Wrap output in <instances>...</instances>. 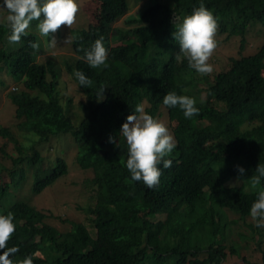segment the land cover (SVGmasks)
Masks as SVG:
<instances>
[{
  "label": "trees",
  "instance_id": "trees-1",
  "mask_svg": "<svg viewBox=\"0 0 264 264\" xmlns=\"http://www.w3.org/2000/svg\"><path fill=\"white\" fill-rule=\"evenodd\" d=\"M97 1L92 24L73 32L71 52L60 57L61 63L51 54L38 58L43 50L51 51V37L35 32L38 21L19 43H9L7 12L0 10V75L7 72L11 84L22 86L8 95L17 123L0 126V139L12 149L0 146V214H13L16 230L8 246L20 249L12 259L31 256L33 264H223L229 244V253L247 262L241 256L248 249L246 237L239 233L234 238L232 232L239 223L251 227L246 223L250 208L264 188V178L258 189L248 179L264 164V0H169L171 5L151 0L122 27L114 25L128 12L127 0ZM200 3L216 17L221 42L239 39L237 45L227 43L235 53L210 60L213 72L203 76L183 57L176 59L179 46L173 39L183 18ZM247 33L253 40L262 36V42L255 54L245 56ZM101 37L108 66L93 69L79 57ZM30 42L40 49L33 50ZM74 70L83 71L92 86L81 88ZM11 84H0V90ZM169 91L194 97L199 114L186 119L178 107H165L163 96ZM74 104L81 118L70 113ZM137 104L157 119L164 111L177 142L165 157L172 166H159V184L151 189L131 180L127 145L119 136ZM110 136L118 143L109 142ZM68 137L78 167L92 172L82 191L88 196L85 211L93 234L75 220L68 221L67 232L60 231L47 221L51 215L15 196L28 182L33 195L41 194L68 173L63 156L50 161L47 154ZM91 140L101 145L98 163L85 148ZM236 165L245 169L242 177ZM257 229L260 261L254 264H264V227Z\"/></svg>",
  "mask_w": 264,
  "mask_h": 264
},
{
  "label": "clouds",
  "instance_id": "clouds-1",
  "mask_svg": "<svg viewBox=\"0 0 264 264\" xmlns=\"http://www.w3.org/2000/svg\"><path fill=\"white\" fill-rule=\"evenodd\" d=\"M0 10L6 11V22L10 28L9 43H19L22 37L28 35L32 22L38 21L36 27L41 37H51L49 46H56L55 33L65 26L68 29L76 23L79 5L77 0H3ZM218 30V22L213 13L203 3L193 9L190 15L183 18L173 33V39L178 43L179 52L176 59L182 57L187 60L188 67L197 74L203 76L213 72V66L209 63L217 41L215 39ZM69 42L68 38L65 43ZM33 50H39L40 44L30 42ZM83 60L90 68L98 69L107 67L108 50L104 46L103 38L96 39L90 48L83 50ZM73 76L81 88H89L93 81L81 70H74ZM16 85V84H11ZM11 88V87H10ZM17 86H12L16 91ZM104 86L101 87L99 96ZM206 99V94H201V103ZM197 101L188 95H178L175 91H169L163 96V105L168 108L178 107L186 119H191L199 114L196 107ZM119 136L124 138L128 156L126 168L131 174V180L142 181L151 189L159 184L162 175L160 165L164 169L172 166L168 157L177 146V142L163 122L145 112L142 104L135 106L132 114L126 117L121 125ZM39 139L38 136L34 137ZM109 142L118 143L114 137H109ZM239 177L245 173V169L236 165ZM255 175L249 177L252 189H258L264 178V164H258ZM238 177V179H239ZM234 186V185H233ZM250 216L255 221L256 227H264V188H259L256 200L250 208ZM16 225L11 212L0 214V264H33L31 256H25L22 260L14 261L18 252L17 246H8L9 240L15 233Z\"/></svg>",
  "mask_w": 264,
  "mask_h": 264
},
{
  "label": "rangeland",
  "instance_id": "rangeland-1",
  "mask_svg": "<svg viewBox=\"0 0 264 264\" xmlns=\"http://www.w3.org/2000/svg\"><path fill=\"white\" fill-rule=\"evenodd\" d=\"M158 1L164 4L168 2L167 4L171 5V1L169 0ZM1 2H3V0H0V4H2ZM77 3L79 5V12L77 13L76 23L69 29L65 26H61V28L54 34L56 37V46L49 47L51 51L46 49L47 40H43V42L45 41L44 49H46V51L43 50V54L38 57L40 60L51 54L55 57L56 61L61 63L60 57L65 56L64 54H70L71 52L73 32L85 29L88 27V25L92 24L95 13L97 11L98 1L77 0ZM150 3L151 0H127L128 12L114 25V27L124 26L125 20H127L128 18L136 17L140 13V11L147 8ZM35 32L39 34L37 29H35ZM246 36L248 43L243 54L245 56L253 55L261 45L262 36H258L257 39L255 38L254 40L250 33H247ZM67 38L69 42L65 43V40ZM215 39L217 41V48L215 49L213 56L210 59L212 62L218 61L219 59H225L226 57L232 56L235 53V49L233 48V46L230 44L227 45V43L237 45V43L239 42L238 38L233 37L228 41L221 42V40H223V37L216 35ZM5 74L0 75V84L2 85L3 83V85L5 84V87H8L11 84V77L7 72H5ZM15 83L16 85H11V88L9 87L8 90H0V126L2 127H13L17 123L14 117L15 106L13 105L10 96H8L9 94L17 91L20 92L22 90L21 83L19 81H16ZM12 86H17L18 90L12 91ZM71 109L72 110L70 111V113H72V115H75L76 118H81V111L76 107L75 104ZM158 120L163 122L168 128L169 123L164 111ZM56 143L58 142L56 141L55 144ZM3 145L6 146L9 152L12 151L10 144H8L5 140L0 139V146ZM100 146L101 145L97 142V140H91L85 147L89 152H91L92 155H94L92 159L95 158L97 163L101 161V155L96 154V149ZM75 149L76 148L73 146V143L69 137L60 141V144L57 145V150L50 148L49 153H47L50 155V157H48L47 154L46 156L50 158V161H52L55 156H63L67 161L68 173L55 181L52 186L45 189L41 194L33 195L31 182H28L22 186L21 190L15 196L17 199L30 201L38 209L51 215L52 217L47 221L53 226H57L60 231L67 232L70 228L69 222L75 220L85 225L89 232L93 234L94 230L89 221L90 215L85 211L89 205L86 204L88 196L87 193H85V198L82 191V185H84L85 182L90 179V177L92 176V172L91 170H81L78 167L76 163ZM48 174L49 173H47L46 170V173L43 175V177L47 176ZM78 207L79 209L77 210ZM233 218V215L228 214L229 220H232ZM62 220H64V222H61ZM246 223L248 225H251V227L249 228L247 225L239 223L237 228L232 232V235L235 238L240 233L246 237L248 249L246 250V252L243 251L241 256H245L246 260L248 261L243 262L241 257H239L238 255L232 256L229 253V244H225L227 248L225 251L227 257L224 260L223 264H254L260 261V253L257 251V242L259 239L257 229L258 227H256L255 221H253L252 218H248L246 220ZM200 257L202 258L203 256L201 255Z\"/></svg>",
  "mask_w": 264,
  "mask_h": 264
}]
</instances>
